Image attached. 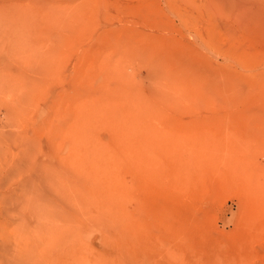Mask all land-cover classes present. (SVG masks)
<instances>
[{"label":"rangeland","instance_id":"rangeland-1","mask_svg":"<svg viewBox=\"0 0 264 264\" xmlns=\"http://www.w3.org/2000/svg\"><path fill=\"white\" fill-rule=\"evenodd\" d=\"M0 22L3 235L56 230L57 264H264V0H0Z\"/></svg>","mask_w":264,"mask_h":264},{"label":"bare ground","instance_id":"bare-ground-1","mask_svg":"<svg viewBox=\"0 0 264 264\" xmlns=\"http://www.w3.org/2000/svg\"><path fill=\"white\" fill-rule=\"evenodd\" d=\"M1 23V22H0ZM2 27H0V30H1ZM1 32V31H0ZM2 37H3V34H0V45L2 43ZM7 44V43H6ZM7 46V45H6ZM5 46V47H6ZM4 47V48H5ZM1 49H2V46H1ZM6 49V48H5ZM4 53L6 51H3ZM3 52H1L2 54H4ZM8 52V51H7ZM9 54V53H8ZM6 55V54H5ZM12 55V54H11ZM15 55V54H14ZM1 56V55H0ZM6 57V56H5ZM10 57V56H9ZM4 59V57H2ZM10 59V58H9ZM8 59V60H9ZM1 61V60H0ZM5 61V60H4ZM1 73V72H0ZM4 73H5V70H4ZM2 74V73H1ZM6 75V74H5ZM3 76V75H2ZM9 76V75H8ZM15 76V75H14ZM13 78V77H12ZM18 82V81H17ZM11 83V82H10ZM17 87V86H16ZM2 89V88H1ZM11 89V88H10ZM1 92V91H0ZM15 95V94H14ZM3 106V105H2ZM4 115V113H3ZM5 117V116H4ZM1 138V137H0ZM2 146V145H1ZM0 146V147H1ZM3 149V148H1ZM3 170V167L0 166V174H4L5 175V172L2 171ZM3 175V176H4ZM1 176V175H0ZM0 181H1V178H0ZM20 184V183H19ZM19 186V185H18ZM25 186V185H24ZM20 187H23L20 186ZM26 187V186H25ZM15 188V187H13ZM30 188V187H28ZM33 188V187H32ZM27 189V188H26ZM34 189V188H33ZM12 190V189H11ZM23 190V189H22ZM27 190H30L31 189H27ZM28 193V191L26 192ZM34 193V192H33ZM29 195V193H28ZM32 195V193H31ZM30 197L33 199V195ZM29 197V196H28ZM31 198H26L28 199L29 201L31 200ZM32 204V202H30ZM31 204L29 206V209L31 207ZM35 206V205H33ZM36 208V206H35ZM32 209V207H31ZM33 210V209H32ZM52 210V209H51ZM58 211V210H56ZM68 211V210H67ZM61 212V211H60ZM35 213V212H33ZM56 214V213H55ZM47 216V214H46ZM65 216V215H64ZM68 216V215H67ZM32 217V216H31ZM29 217V218H31ZM36 217V216H35ZM11 218V217H10ZM33 218V217H32ZM44 218V217H43ZM39 220V219H38ZM69 221V220H68ZM32 222V221H31ZM33 222H34V219H33ZM53 222V221H52ZM51 222V223H52ZM65 222V221H64ZM50 223V224H51ZM59 223V222H57ZM32 225L34 224H30L28 227H26L25 230H21V233L19 234L18 231H11L12 232V235H14L13 237L8 235V236H5L3 235V233H0L3 235L0 237V264H25V262H27L28 264H57L59 263V259H56L58 258L57 257H54L55 253H54V248H55V245H53L56 240V235L59 234L56 232V230L54 231L55 235H52V232L50 233L52 236H54L53 238L48 234L49 232L47 231V236L49 235V237L45 236L46 237V240H45V244H44V241L42 240L43 238L41 237H44V236H40V234H43L44 233H41V230L38 228H36V224L35 226L33 227ZM59 225V224H58ZM61 225V224H60ZM59 225V226H60ZM66 225V223H65ZM45 226V225H44ZM42 227V225H41ZM64 227V226H63ZM56 228V227H55ZM59 229V228H58ZM50 231V230H49ZM61 231V229H60ZM64 231V230H63ZM3 232V231H2ZM46 232V231H45ZM40 233V234H39ZM62 235V234H61ZM69 235V234H67ZM66 235V236H67ZM44 237V239H45ZM59 241V240H58ZM58 244V242H57ZM69 245V244H68ZM66 248V247H65ZM59 250V249H58ZM65 250V249H64ZM57 252V251H56ZM65 252L67 253L68 251L65 250ZM64 252V253H65ZM65 253V254H66ZM62 256V255H61ZM60 256V257H61ZM63 257V256H62ZM62 260V259H61ZM60 262H63V260ZM57 261V262H55ZM63 264H66L63 263Z\"/></svg>","mask_w":264,"mask_h":264}]
</instances>
